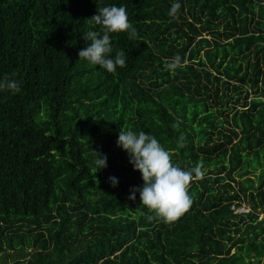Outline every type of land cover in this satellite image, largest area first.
<instances>
[{
	"label": "trees",
	"instance_id": "16d2710c",
	"mask_svg": "<svg viewBox=\"0 0 264 264\" xmlns=\"http://www.w3.org/2000/svg\"><path fill=\"white\" fill-rule=\"evenodd\" d=\"M174 2L0 0V79L21 85L0 91V264H264V0ZM112 4L136 34H111L108 73L78 53ZM121 128L200 168L177 221L129 199Z\"/></svg>",
	"mask_w": 264,
	"mask_h": 264
},
{
	"label": "clouds",
	"instance_id": "9594fccd",
	"mask_svg": "<svg viewBox=\"0 0 264 264\" xmlns=\"http://www.w3.org/2000/svg\"><path fill=\"white\" fill-rule=\"evenodd\" d=\"M181 4L174 2L169 10V16L175 17ZM98 14L91 20L94 25L100 26V31L89 30L83 35L88 46L79 51L80 60L96 65L114 73L117 67L126 66V58L119 52L113 55V33H127L129 38L136 34L124 5L115 4L98 7ZM183 67L182 58L177 55L166 64L167 70L172 73ZM13 77L15 74H12ZM7 90L13 94L21 91V85L15 78L0 79V91ZM182 139V137H181ZM117 146L128 153L129 162L134 170L139 171L144 181L142 186L130 188L129 199L135 201L139 194L141 204L153 211L164 223L171 224L183 216L192 206L193 199L189 194V186L195 176L201 174L199 167L189 170L175 165L169 152L159 140L144 131H125L121 128L118 133ZM95 165L100 170L108 166L106 154L93 151ZM111 184L118 186V179L110 177Z\"/></svg>",
	"mask_w": 264,
	"mask_h": 264
},
{
	"label": "built area",
	"instance_id": "2783aa9c",
	"mask_svg": "<svg viewBox=\"0 0 264 264\" xmlns=\"http://www.w3.org/2000/svg\"><path fill=\"white\" fill-rule=\"evenodd\" d=\"M249 211H250V209L248 207H246V206H242L241 208L236 209V212H249Z\"/></svg>",
	"mask_w": 264,
	"mask_h": 264
},
{
	"label": "rangeland",
	"instance_id": "374dc122",
	"mask_svg": "<svg viewBox=\"0 0 264 264\" xmlns=\"http://www.w3.org/2000/svg\"><path fill=\"white\" fill-rule=\"evenodd\" d=\"M262 217H263V215H262Z\"/></svg>",
	"mask_w": 264,
	"mask_h": 264
}]
</instances>
